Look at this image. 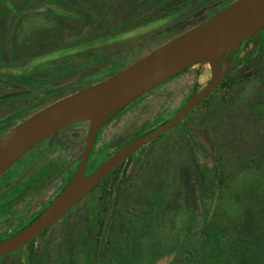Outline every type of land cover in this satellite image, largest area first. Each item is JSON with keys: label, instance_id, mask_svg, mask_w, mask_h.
Wrapping results in <instances>:
<instances>
[{"label": "trees", "instance_id": "1", "mask_svg": "<svg viewBox=\"0 0 264 264\" xmlns=\"http://www.w3.org/2000/svg\"><path fill=\"white\" fill-rule=\"evenodd\" d=\"M235 1L16 0L10 6L5 0H0V56L11 58L4 62V68L7 71L0 68V82L3 79V82L15 89L12 93L5 95L4 99L15 101L60 93L61 97L57 99L59 100L83 90L135 63L166 41L203 23ZM50 2L58 10L46 9ZM159 13L173 19L181 18L179 16L183 18L159 33L157 37H147V41L139 42L140 45L125 47L124 44L121 46L116 43L118 39L131 31L157 19L156 16ZM160 38L165 40L158 44ZM145 46L149 47L146 54L135 58ZM256 54H259V59L252 65L251 72L244 76L234 75L240 66L251 62ZM240 66L234 69L221 86L185 119L186 121L204 115V118L209 117L210 121L216 123L214 132L220 137L215 138L211 144V159L202 148V144L197 145L191 137L190 128H185L184 122L158 138L160 140L173 131L182 130L189 136L193 147L197 149L193 151L194 155L197 156L200 152L204 160L211 161V164L205 161L198 162L194 173L200 198L205 206L206 200L210 202L209 209H206L205 214L202 215L200 225L189 226L180 236L175 246V258L181 254V250L192 248V246L196 248L198 243L202 242L206 251L214 259L212 264H264V202L255 207L250 197L253 190L264 187V174L257 175L260 174L261 168L264 170V151L247 153L243 150V146H239L238 148L241 149L237 150L229 146L227 139L235 133L237 128L245 129L244 126H246V130L250 129L247 126L253 121L264 124V107H262L264 102L258 106L246 105L244 102L247 84H253L258 79L264 80V42L244 59ZM67 68L80 70L81 76L72 84H59L62 70ZM94 77L96 80H92ZM51 79L57 82L54 83ZM162 87L163 85H160L151 90L148 95ZM48 105L44 104L39 110ZM28 108L29 106L24 104L2 119L8 118L10 123L13 118L25 115ZM165 112H167L166 108L162 106L161 111L148 127V132L167 120L168 115ZM174 113L175 111L172 112ZM232 121H235L236 126L231 124ZM82 124L86 125L87 122L77 123V125ZM228 125L233 127L228 128ZM261 128L263 130L259 131L264 134V127ZM158 139L151 144L156 143ZM231 149L235 151L231 153ZM237 152L239 158L236 156ZM228 156L232 157L229 162ZM1 184L4 186L0 187V242L27 227L49 208L47 206L27 221L20 218L8 222L6 215L13 209L11 201L16 196L20 185L0 179ZM5 187L7 188L2 190ZM111 195V192L107 193L105 190L102 196L94 201L87 215L86 224L72 230L68 235L66 250L58 254V262L71 264L74 258L73 253L76 252L85 254V264H104L105 257H102V249L105 245L101 240L104 224L99 218L101 212L104 213L102 202ZM262 198L264 199V195ZM152 203L156 211L162 209L166 204L164 194L156 193ZM81 204L58 224L67 219ZM124 224L131 225L129 221ZM57 225L41 234L23 249L0 260H6L27 248L29 253L26 259L24 258V262L28 261L26 264H47L45 250H38L35 244ZM198 238L201 241L197 240ZM66 251L68 254H65Z\"/></svg>", "mask_w": 264, "mask_h": 264}, {"label": "rangeland", "instance_id": "2", "mask_svg": "<svg viewBox=\"0 0 264 264\" xmlns=\"http://www.w3.org/2000/svg\"><path fill=\"white\" fill-rule=\"evenodd\" d=\"M5 1L11 6L16 0ZM46 9L58 10L51 2L47 4ZM156 17L157 19L151 23L131 31L118 39L116 43L121 46L124 44L125 47L136 46L139 42L147 41L149 37H157L159 33L183 18L179 16L181 18L173 19L163 13H159ZM163 40L165 39H161L158 44H161ZM147 50H149V47L145 46L135 58L144 56ZM258 56L259 54H256L251 59L252 63L243 64L234 75L244 76L251 72L252 65L258 62ZM10 59L1 55L0 68L7 71L4 68V62ZM196 70L200 74V84L205 86L209 79L208 66L199 64ZM80 74V70L63 69L59 84H72L76 78L81 76ZM195 75L196 72L193 70L160 88L148 98V102L142 103L139 107H134L132 111L127 113L122 119L121 127L129 125L138 127L145 120L157 116L162 106H165L166 110L176 109ZM52 79L51 81L54 83L57 82ZM92 80H96V78L94 77ZM3 81L2 79V82H0V128L3 126L0 129V138L13 129V126L15 127L21 123L24 118L39 111L44 104H51L61 97L60 93H52L47 97L33 96L9 101L4 99V96L12 93L15 89ZM244 98L246 105L258 106L264 102V80L258 79L253 84H247ZM24 104L29 106L25 115L13 118L10 123L8 118L2 119ZM262 107H264V103ZM234 122L232 121L231 124L236 126ZM215 124V122L210 121L209 117L204 118V115L193 117L183 123L185 128H190L191 137L197 142V145L198 143L202 144V148L207 152L210 159L212 156L211 144L215 138L220 137L215 135ZM230 126L228 125V128ZM262 126L264 127L263 123L253 121L251 125L247 126L250 129L246 130V126H244L245 129L237 128L231 137H227L230 143L229 146L235 147L237 150L241 149L238 148L239 146H243V150H246L247 153H255L257 150L263 152L264 134L259 131L263 130ZM113 128H115V125ZM86 132L87 126L85 124L77 125L70 129L67 134H64L62 138H70L74 134L80 136V140H82ZM33 150L16 163L1 178L2 181L20 172L24 161L26 162L25 169L19 176L10 179L13 183L24 179L60 155V152L54 148H41L38 150L37 155ZM194 150L197 151L193 147L189 136L182 130H177L163 139H158L156 143L149 146L148 144L145 145L136 153L132 162L126 166L125 183L122 186L114 185L111 191L112 195L101 204L104 213L101 212L99 220L104 224L103 233L101 234V240L105 245L102 249V257H105L104 264H212L214 259L206 251L202 242L198 243L196 248L192 246V248L188 247L189 249L181 250L184 253L180 252L181 254L179 253L180 255L175 258V246L180 236L189 226L197 227L200 225L202 215L210 206L209 201L206 200L205 206L200 198V190L194 173L198 162L203 163L205 161L211 164V161L204 160L200 152L197 156L194 155ZM234 151L233 149L230 150L231 153ZM236 156L239 158L238 152ZM231 158L228 156L227 161H231ZM259 172L260 174L257 175L264 174L263 168ZM158 192L164 194L166 204L162 209L156 211L152 199ZM263 192L264 187L261 186L250 194L255 207L264 202ZM98 197L99 193L89 197L67 219L35 244L38 250H45L47 264L66 263L58 262L57 256L66 250L65 244L69 241L68 235L70 232L86 224L89 210H91L92 204ZM23 203H18L19 209L23 207ZM128 221L131 224L130 226L124 224ZM197 240L201 241L199 238ZM28 253L29 250L25 248L21 253H16L6 260H0V264H26L28 261L24 262V258L26 259ZM65 254H68V252L66 251ZM73 254L74 258L71 264H85L84 253L74 252Z\"/></svg>", "mask_w": 264, "mask_h": 264}, {"label": "water", "instance_id": "3", "mask_svg": "<svg viewBox=\"0 0 264 264\" xmlns=\"http://www.w3.org/2000/svg\"><path fill=\"white\" fill-rule=\"evenodd\" d=\"M263 27L264 0H236L123 70L49 104L4 135L0 139V179L45 140L74 124H89L85 151L72 180L35 221L0 242V259L23 249L52 228L122 162L184 121L258 44L226 68L221 65L224 56ZM205 61L211 78L204 89L194 93L163 124L128 143L90 174H85L96 136L106 121L146 93Z\"/></svg>", "mask_w": 264, "mask_h": 264}, {"label": "flooded vegetation", "instance_id": "4", "mask_svg": "<svg viewBox=\"0 0 264 264\" xmlns=\"http://www.w3.org/2000/svg\"><path fill=\"white\" fill-rule=\"evenodd\" d=\"M263 42H264V27L257 33H254L253 35L247 37L237 48L228 52L222 60V63H221L222 67L226 68V66L228 65H233L239 59H242L243 56L246 55L250 50H252L256 46V44H258V47H259ZM242 61L234 69L239 67ZM199 64L200 65L206 64L208 66V63L206 61L198 63L190 67L187 71L182 73L177 78H174L163 84V87H164L168 85L169 83L175 81L179 77L192 72L193 70H195L196 72V75L194 76V79L191 82L190 86H188L187 90L182 95L180 104L178 105L177 109L176 110L175 109L166 110L167 112L165 113L168 115L167 120L171 118L177 112V110L181 107V105L184 102H186L195 92L197 93L201 91L209 83L210 78H211V73H210V68L208 66L209 79L207 80V84L205 86H202L200 84V81H199L200 74H199V71L196 70V67ZM221 84L212 93H214L221 86ZM151 95L152 94L148 95V93H146V95H143L138 100L132 102L129 106L118 111L115 115L111 117L109 121H106L100 127V130L96 136L94 146L92 148V151L88 159V164L85 170L86 175L90 174L93 170H95L98 166H100L103 162H105L108 158H110L112 155H114L117 151H119L121 148L126 146L128 143L134 141L138 137L148 132V127L151 126L153 119L145 120L138 127L136 125H132V126L129 125L127 127H121L122 126L121 123H122L123 117L126 116L127 113L132 111L134 107H137V106L139 107L142 103L148 102V98H150ZM201 103L202 102H200V104ZM199 105H197L193 111H195ZM173 111H175L174 114H172ZM184 121H182L181 123H183ZM114 125H115V128H113ZM75 126H77V124H74L70 126L69 128L64 129L62 132L60 131L59 134L57 135L55 134L54 136L45 140L40 145H38L36 148H34L36 155L38 153V150L41 148L43 149H46V148L53 149L54 148L56 151L60 152V155L54 158L52 161H49L43 167L29 174L24 179H20L15 182V184L20 185V186L18 188V192L16 196L11 201L13 205V209L9 210V213L6 215V217H8V222H11V221H14L20 218L21 219L24 218L27 221V219L33 217L34 215H37L41 210L47 208V206H50L51 202L55 200V198L61 193L63 188L68 183H70V181L72 180L73 176L75 175L79 167L83 153L85 151L89 124L88 123L86 124L87 132L85 133V136L82 138V140H80V136L74 135V134H72L70 138H62L64 134H67L69 130L74 128ZM12 128H14V126ZM116 129H119V130L115 131ZM152 142L148 143V146ZM137 152L132 154L128 159H126L116 169H114L103 180V182L97 188H95L94 191L88 197H86L81 203H83L89 197L97 193H99L98 198H100L103 194V191L105 190L107 191V193H110L114 185L122 186L125 183L124 179L127 174L126 166L130 162H132ZM25 166H26V162L24 161L20 172H17L15 175L5 178L3 181L4 182L9 181V183H11L12 180L10 179H13L15 176H19L21 172L25 169ZM3 186L4 184L0 185V187H3ZM6 188L7 187H5V189ZM21 202H24L23 207L19 209L18 203H21Z\"/></svg>", "mask_w": 264, "mask_h": 264}]
</instances>
